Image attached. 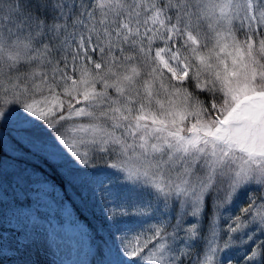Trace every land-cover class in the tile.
Instances as JSON below:
<instances>
[{
  "label": "snow or ice",
  "instance_id": "snow-or-ice-1",
  "mask_svg": "<svg viewBox=\"0 0 264 264\" xmlns=\"http://www.w3.org/2000/svg\"><path fill=\"white\" fill-rule=\"evenodd\" d=\"M67 7L0 0V121L62 176L115 170L101 264H185L205 217L191 264H264V0Z\"/></svg>",
  "mask_w": 264,
  "mask_h": 264
},
{
  "label": "rangeland",
  "instance_id": "rangeland-1",
  "mask_svg": "<svg viewBox=\"0 0 264 264\" xmlns=\"http://www.w3.org/2000/svg\"><path fill=\"white\" fill-rule=\"evenodd\" d=\"M52 2L68 5L63 11H72L75 19L76 12L88 0ZM72 5L76 6V10H72ZM50 15L55 17L59 14ZM57 22L64 24L66 18L60 16ZM67 22L68 31L71 32V21ZM0 131L9 133L7 142L2 140L4 153L0 157V264H101L105 244H111L105 217L110 205L106 203L104 190L113 177L106 173L115 170H108L103 162L94 160L93 163L100 164L96 173L78 181H74L72 175L65 174L63 178L66 183L60 187L56 179L47 174V161L55 164L61 173L66 172L63 165L34 155L28 146L13 139L4 123L0 125ZM112 190L131 199L147 200L146 195L126 185H113ZM79 211L94 222L91 229L99 234L91 246L90 230L78 217ZM189 220L196 222L192 218ZM202 222L203 218L201 225ZM206 235L207 230L201 233L197 241L201 243L200 248L195 243L188 249L192 256L184 257L185 264H191L198 255L203 256Z\"/></svg>",
  "mask_w": 264,
  "mask_h": 264
},
{
  "label": "trees",
  "instance_id": "trees-1",
  "mask_svg": "<svg viewBox=\"0 0 264 264\" xmlns=\"http://www.w3.org/2000/svg\"><path fill=\"white\" fill-rule=\"evenodd\" d=\"M21 2L25 5V6H27V0H21ZM203 98V97H202ZM4 122L3 121H0V125H2ZM10 129V128H9ZM10 131H11V129H10ZM4 150H3V146H2V139H0V157L2 156V154L4 153L3 152ZM49 176L51 177V178H55L56 179V183H57V185H59L60 187H62L63 185H64V179H63V176H62V174H60L57 170H56V168H54L51 172H49ZM206 212H207V214L208 215H211V209L209 208V209H206ZM79 213V212H78ZM81 217H83V220L86 222H88V223H90V222H92V220L88 217V216H84L83 214H79ZM205 220H207L206 219V217H205Z\"/></svg>",
  "mask_w": 264,
  "mask_h": 264
}]
</instances>
